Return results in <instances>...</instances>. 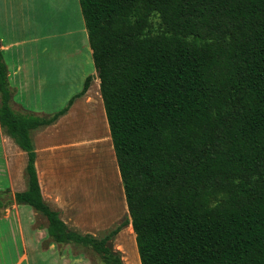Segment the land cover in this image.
I'll use <instances>...</instances> for the list:
<instances>
[{"label": "trees", "instance_id": "16d2710c", "mask_svg": "<svg viewBox=\"0 0 264 264\" xmlns=\"http://www.w3.org/2000/svg\"><path fill=\"white\" fill-rule=\"evenodd\" d=\"M79 2L130 220L97 238L45 200L32 131L69 105L15 110L0 51V125L28 155L15 201L104 264H125L111 240L129 223L141 264H264V0Z\"/></svg>", "mask_w": 264, "mask_h": 264}, {"label": "crops", "instance_id": "0c3cea01", "mask_svg": "<svg viewBox=\"0 0 264 264\" xmlns=\"http://www.w3.org/2000/svg\"><path fill=\"white\" fill-rule=\"evenodd\" d=\"M62 2L63 0H0V51L7 66L11 106L15 110L37 115H52L69 105V109L54 123L34 130L35 136H32V139L36 150V169L45 200L60 211L61 218L70 228L90 234V221H105L106 214L101 208L103 206L96 208L90 205L91 207L86 209L79 207L80 204L77 201H74L72 205L70 197L67 198L65 194L63 196L62 191L65 188H60L59 180L53 174L54 169L50 167L57 150L85 146V149L79 150L78 155L83 157L84 172L89 177L90 169H93L90 165V145L95 144L93 152L103 158L105 156L108 160L110 151L108 154L103 153L102 145L107 135L110 142L112 139L100 89L101 80L94 63L84 18L76 27L71 26L66 31L63 30L61 23L57 24L54 20L50 24L46 21L41 23L42 16L53 17L55 8L61 7ZM64 47L67 53L62 52ZM88 76L92 77L90 85L82 93ZM74 112L76 113L73 114ZM68 119L80 139L66 143L53 141L57 127ZM92 134L96 138L90 142ZM0 146V174H6L8 181L6 186L0 183V192L10 191V195L6 193V199H3L4 204L1 207L4 209L0 213L5 218L15 214L23 242L22 252L12 264H33L30 252L33 245L32 229L39 238L43 239L44 251L47 248H57L58 243L49 238L47 220L43 217L38 224V212L34 213V217L28 212V216L25 217L22 210L25 204H19L14 199L15 192L26 189L25 168L28 155L13 138L4 133L1 125ZM43 155L45 160L41 167L40 159ZM100 160L102 168L98 169L95 165L94 172H103L104 182L108 168H105L101 158ZM49 161L52 164H49ZM94 162L96 163L95 159ZM118 173L120 174V170ZM97 180L98 178L95 179V184L98 187ZM104 186L106 187V183L102 185L103 189ZM69 187L71 189V186ZM100 191L103 192L102 189L98 191L96 189V195H93L95 197L92 196L96 202L101 196ZM104 195L107 199L110 198L108 194ZM119 199L118 196L114 199L115 207ZM112 204L113 200L109 205ZM83 212L86 215H83ZM98 214L100 216L97 217ZM24 218L30 220V222L27 221L26 232ZM58 245L66 246L63 247L64 250L59 251L58 255L62 264H90V258L83 251L78 252L74 249L72 244ZM45 261L44 258V264Z\"/></svg>", "mask_w": 264, "mask_h": 264}, {"label": "rangeland", "instance_id": "374dc122", "mask_svg": "<svg viewBox=\"0 0 264 264\" xmlns=\"http://www.w3.org/2000/svg\"><path fill=\"white\" fill-rule=\"evenodd\" d=\"M58 5V4H57ZM56 6V5H55ZM55 15L51 17L50 15H43L41 23L50 24L52 20H54L57 24L61 23L64 27V31L66 29L74 28L78 23L83 20V15L81 12L80 2L79 0H63L62 6H57L55 8ZM53 18V19H52ZM67 27V28H66ZM65 33V32H64ZM58 49V48H57ZM63 53H67L68 51L64 50ZM70 58V57H69ZM74 112L73 114H75ZM104 117V116H103ZM105 120V119H104ZM74 126H72L71 121L65 120L59 127H57V131L53 138V141H59L62 143H66L69 141H77L78 134L75 132ZM108 131V130H107ZM34 130L32 131V136L34 137ZM4 133L5 130H4ZM93 134L90 136V142L94 141ZM110 141V140H109ZM85 147V146H84ZM84 147H76V148H62L55 152V157L53 158V164L49 161V164H52L50 168L53 167V174L59 180L60 188H65L62 191L63 196L66 195L67 198L70 197L71 204L73 205L74 201L79 202V207L82 208H90L92 206L96 208H102L105 214V221L100 222H92L90 221V234L96 236L97 238H102L106 234H108L113 228H115L119 223H121L125 219H129V211L127 207V202L125 198V192L123 183L121 181L120 174L118 173V163L116 159V154L113 148L112 141L110 142V154L108 159V164L106 165V157L99 156L98 153H94L93 148L96 147L95 144L90 145V160L93 169H90V175L87 176L86 172H84V159L78 155L79 150L85 149ZM1 152V146H0ZM44 155L40 159V166L43 167L44 163ZM105 164L106 172V181L103 182V172L95 173V165L96 168L100 167L101 160ZM95 159L96 163H93ZM3 161V160H2ZM99 165V166H98ZM50 175V174H48ZM55 178V179H56ZM98 178L99 186L97 187L95 184V179ZM26 179V176H25ZM96 181V182H97ZM0 183H3L5 186L8 184L6 174H0ZM106 183V187L104 189L102 185ZM95 184V185H94ZM101 185V188H100ZM71 186V189L70 187ZM97 187V188H96ZM102 189L103 192H99L101 196L96 200L93 199V195H96L95 191ZM6 193L10 195V191L0 192L1 198L6 199ZM104 194H108L110 198ZM93 196V197H92ZM105 196V197H104ZM118 196L120 199L117 201V206L115 207V198ZM112 197V198H111ZM113 200V204H111ZM109 205V206H108ZM100 206V207H99ZM4 208L0 206V212ZM22 210H24V216H28V212L32 213V217H34V213L36 211L30 205H23ZM0 213V264H12L18 259V254H21L23 249V242L20 236V230L18 227V222L16 221L15 214L12 217L5 218L1 216ZM83 215H86L83 212ZM100 214L97 215V217ZM31 217V218H32ZM42 215L38 214L37 220L38 224L41 222ZM99 219V218H98ZM27 221L30 222L27 218L23 219V224L25 227ZM32 223V219H31ZM73 227V226H72ZM76 228V227H73ZM132 224L129 223L123 227V229L111 240V244L115 251H118L121 255V258L125 264H141L137 242H136V234L133 232ZM37 232V231H36ZM49 243V239H48ZM32 249L31 259L33 264H44L43 259H46L45 264H62L60 259H58L59 251L64 250L62 245L57 244V248H47L46 251L43 250V239L39 238V235L35 233V230L32 229ZM74 247V246H73ZM76 249V248H74ZM69 252L68 249H66ZM76 251V250H75ZM86 254L88 258H90V264H104L101 255L96 252L94 249H78V252H82ZM77 252V251H76ZM81 255V254H79ZM40 260V261H39ZM84 260V259H83ZM40 262V263H39ZM82 262V261H81Z\"/></svg>", "mask_w": 264, "mask_h": 264}]
</instances>
